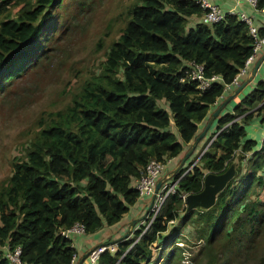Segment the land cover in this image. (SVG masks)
<instances>
[{"label": "trees", "instance_id": "trees-1", "mask_svg": "<svg viewBox=\"0 0 264 264\" xmlns=\"http://www.w3.org/2000/svg\"><path fill=\"white\" fill-rule=\"evenodd\" d=\"M61 2L0 0V94L45 59L44 38L53 34L46 35V24ZM262 10L264 0H257L256 11ZM202 13L193 0L130 5L102 73L86 81L66 108L39 119L24 155L13 158L0 190V264H9L5 244L20 246L26 264H71L76 251L62 231L78 223L90 236L118 225L140 200L135 181L145 166L167 165L187 153L223 85L244 67L254 46L248 26L235 15L186 30L187 19ZM258 32L263 36L264 28ZM188 62L203 65L205 75L219 76L222 84L200 91L181 82ZM255 115L264 126L263 80L232 113L217 116L210 146L147 230L139 227L123 238L127 222L115 228L117 235L125 233L104 244L116 249L100 254L97 264H183L187 247L177 244L190 223L196 251H189L188 264H264V139L258 147L245 129ZM191 157L175 178L193 164ZM231 165L236 175L214 206L187 211L179 193H199L205 172L221 174Z\"/></svg>", "mask_w": 264, "mask_h": 264}, {"label": "rangeland", "instance_id": "rangeland-1", "mask_svg": "<svg viewBox=\"0 0 264 264\" xmlns=\"http://www.w3.org/2000/svg\"><path fill=\"white\" fill-rule=\"evenodd\" d=\"M135 2L136 0H62L57 5L53 21L46 24V35L53 34L47 40L44 38L47 50L45 59L29 66L22 76L15 78L0 94V190L12 172L13 158L24 155L23 147L25 148L34 127H37L36 122L66 108L86 81L102 73L105 55L118 39L128 20L127 10ZM193 19L196 16L187 19L186 30L197 24ZM260 76H264V62L255 79L225 106V113L233 110L247 95L246 90L252 83L259 82ZM236 89H231L230 95ZM245 129L246 139L259 141L264 134L261 133L264 126L260 130L254 124H249ZM212 133L213 129L210 130V135ZM195 156L194 153L190 162ZM141 201L144 206L141 208L143 214L140 218H144L150 197ZM135 208L134 205L129 211ZM137 218L130 217L127 228ZM194 228V224L190 223L181 240H178L186 245L188 252L196 251ZM124 233L117 235V230L103 228L94 235H83L82 238H86L85 243H89V246L85 247L90 250L109 240L115 241ZM155 251L154 254L157 255L159 250ZM168 252L169 249L165 250L164 256Z\"/></svg>", "mask_w": 264, "mask_h": 264}, {"label": "built area", "instance_id": "built-area-1", "mask_svg": "<svg viewBox=\"0 0 264 264\" xmlns=\"http://www.w3.org/2000/svg\"><path fill=\"white\" fill-rule=\"evenodd\" d=\"M193 1H195V3L203 11L200 17V23L204 25L212 26L223 21L225 16L228 14L235 15L239 21L243 22L246 26H248L250 36L254 39L252 54L246 60L244 67L239 70L238 74L235 76V78L232 80L230 84L223 85L224 86L223 95H224L225 93L229 92L231 89L237 88L240 85L242 79L247 76L251 66L256 61L258 56L261 54L262 50L264 49V35L259 36L258 28L253 26V18L250 16H247L243 13H236L235 11H229L228 13H225L221 11V9H219L217 6L211 4L208 0H193ZM239 1L246 2L250 7L256 10L257 0H239ZM185 80L188 82L195 83L197 89L200 91L207 90L208 88L211 87L212 84H218V83L222 84V80L219 76L207 77L205 75L203 65L196 64L194 62H188L185 64L183 71V78L181 79V82ZM262 80L264 82V78H262ZM205 150H202L195 160L198 161L199 157L203 155ZM195 164L196 163L193 162L191 166H188L180 177L175 178V176H173L170 180L163 183L161 188L158 190V192H156V184L159 181V179L164 177L163 174L165 173L166 166L156 161H150L145 166L140 178L135 181V188L138 191L140 198L146 199L147 197H150V201L153 196H155V198L150 208H148L150 205L149 202L147 207L148 210L147 215L143 219H141L138 223L140 226H138L137 224L133 228V230H136L139 227H144L143 232L147 230V228L150 226L155 216L159 213L160 208L166 201L167 197L169 195H174L178 193L177 192L178 182L186 173H188L192 169V167ZM187 195L188 194L186 193H179L178 196L181 199V201L185 203V197ZM83 235H85L84 227L78 223L74 224L69 229H66L61 232V236H63L64 238H68L70 240L74 236L82 237ZM177 245L183 247V243H178ZM115 249H116V245H109V246H103L101 248H96L85 258L86 259L85 262L86 264H97V260L100 254H102L106 250H108L110 253H113ZM3 253L5 259L8 261L9 264H26L21 260L20 246L11 247L8 244H5L3 247ZM189 256L190 254L188 251L184 253V258L182 261L183 264H188ZM75 259H76V255H74L71 264H74Z\"/></svg>", "mask_w": 264, "mask_h": 264}, {"label": "water", "instance_id": "water-1", "mask_svg": "<svg viewBox=\"0 0 264 264\" xmlns=\"http://www.w3.org/2000/svg\"><path fill=\"white\" fill-rule=\"evenodd\" d=\"M264 62V52L260 55V57L256 60L254 63V66L252 70L249 72L248 77L240 83V85L237 87V89L227 97L212 113V115L209 117L205 127L203 130L196 136L195 138V143L194 145L187 151V153L184 155V157L180 160L178 165L175 167V169L166 174L164 177L159 179V181L156 184V192L161 188L162 184L165 183L166 181L170 180L173 176H175L179 171H181L187 162V160L193 155V153L196 150L197 144L204 140L206 136L208 135V132L214 122V120L217 118V116L222 112V110L225 108V106L250 83L254 80L261 64ZM213 140V139H212ZM210 140V143L212 142ZM209 144L204 147L207 148L209 147ZM200 159V157H199ZM198 159V160H199ZM236 171L234 165H231L225 172L221 174H214V173H207L204 175L203 178V184H202V189L199 193L197 194H188L185 197V205H186V210H194V209H200V210H208L211 207L214 206L216 197L217 195L222 192L227 184L235 177ZM155 196L151 198L150 205L148 208H150L151 204L154 201ZM143 219H135L131 222L129 225V228L127 232L123 235V238H127L130 236L133 228L135 225L139 223V221ZM104 244H99L97 247L93 248L91 251L87 252L84 257L79 261L78 264H82L84 259L96 248H101L103 247Z\"/></svg>", "mask_w": 264, "mask_h": 264}, {"label": "crops", "instance_id": "crops-1", "mask_svg": "<svg viewBox=\"0 0 264 264\" xmlns=\"http://www.w3.org/2000/svg\"><path fill=\"white\" fill-rule=\"evenodd\" d=\"M211 4L217 6L219 9H221V11L225 12V13H228L229 11H235L236 13H243L247 16H250L253 18V26L257 27L258 29L259 28H264V11H262L261 13L254 10L252 7H250L246 2H243V1H239V0H208ZM194 22H197V23H200V16L196 17V19H193ZM264 52V49L262 50L261 54ZM260 54V55H261ZM260 55L258 56V58L260 57ZM257 58V59H258ZM256 59V60H257ZM256 62V61H255ZM254 62V63H255ZM254 63L253 65L251 66V70L254 66ZM250 70V71H251ZM248 77V76H247ZM247 77L243 78V79H246ZM262 78H264V76H260V79L259 81L262 80ZM242 79V81H243ZM241 81V82H242ZM257 84V83H256ZM256 84H253L246 90V93L249 94L256 86ZM230 92V91H229ZM227 92L223 95V97L221 99H219L217 101V103L210 109V111L208 112V115L207 117L204 119V121L199 125V129H198V132L197 134H199L203 128L205 127V124L207 123L209 117L212 115V113L215 111V109L224 101V97L225 96H229L230 93ZM225 113V110L223 109L222 112L220 113L221 116ZM229 113H232V111H230ZM249 124H254L255 128H258V129H262L263 125L260 124L259 122V118L255 115V117L251 120V122L248 123ZM246 127V125H245ZM216 128H217V120H214L212 126H211V129H213V133L216 132ZM210 129V130H211ZM210 130H209V134H210ZM261 133H264V130H261ZM208 136V135H207ZM206 136V137H207ZM210 137V136H209ZM264 139V134L262 136V138H260V140H255L257 143H258V147L260 146L262 140ZM208 139L206 140H203L201 142H199V144H197V147H196V156L195 158L197 157V155L199 154L200 151H202L203 147L206 145ZM193 142L190 143L189 145H187L184 150H183V153L187 152L192 146H193ZM184 156L181 155L175 159H172L171 161H169L167 163V167H165V173L163 174V176H165L166 174L172 172L176 165H178V163L180 162V160L183 158ZM194 158V159H195ZM193 159V160H194ZM192 160V161H193ZM174 168V169H173ZM173 169V170H172ZM144 200H146L145 198H143ZM143 199H140L138 200V203L135 205L136 208L133 210V211H129L128 213H126L123 217V219L120 221V223H118V225H116L115 227H112V229L115 230V228L117 227H121V226H124V223L127 222V220L130 219V217H138L137 219H140L141 217V214L143 213L141 208L144 206L142 201ZM150 202V201H149ZM133 221V220H132ZM130 225V224H129ZM129 225H128V228H129ZM127 228V230H128ZM127 232V231H126ZM123 237V236H122ZM120 237V238H122ZM102 239V238H101ZM72 241V245L76 251V259H75V262L74 264H78L79 261L84 257V255L91 251L93 248H95V246L90 249V250H87V248L85 247L86 246H89V243H85L86 242V238H82L80 236H74L72 237L71 239ZM86 259H84V261L82 262V264H86L85 262Z\"/></svg>", "mask_w": 264, "mask_h": 264}, {"label": "clouds", "instance_id": "clouds-1", "mask_svg": "<svg viewBox=\"0 0 264 264\" xmlns=\"http://www.w3.org/2000/svg\"><path fill=\"white\" fill-rule=\"evenodd\" d=\"M200 17H201V16H200ZM209 143H210V142H207L206 144L208 145ZM205 146H206V145H205ZM209 146H210V144H209ZM207 148H208V147H207ZM207 148H203L202 150H205V149L207 150ZM206 150H205V151H206ZM198 155H199V154H198ZM198 155H197V157H198ZM200 158H201V157H200ZM198 161H199V160H198ZM135 226H136V225H135Z\"/></svg>", "mask_w": 264, "mask_h": 264}]
</instances>
